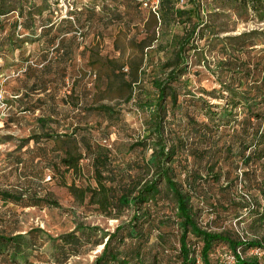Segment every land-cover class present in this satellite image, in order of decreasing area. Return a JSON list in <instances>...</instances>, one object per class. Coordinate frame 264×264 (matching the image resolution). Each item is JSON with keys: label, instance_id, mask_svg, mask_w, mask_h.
<instances>
[{"label": "rangeland", "instance_id": "obj_1", "mask_svg": "<svg viewBox=\"0 0 264 264\" xmlns=\"http://www.w3.org/2000/svg\"><path fill=\"white\" fill-rule=\"evenodd\" d=\"M22 1L27 3L25 14L47 7L49 12L34 17L35 26L28 31H14L17 21H23L18 12L0 17V191L24 199L21 204L0 199V237L23 238L18 240V252L0 257V264H57L63 258L59 239L70 234L82 237V233L86 235L80 255L72 256L66 264H93L106 235L128 223L134 210L130 208L120 220H114L93 207L79 205L67 187L89 183L85 180L93 173L91 160L80 162L79 173L65 172L63 167L56 172L53 164L64 154L63 136L76 133L83 153V139L107 146L113 166L125 181L158 178L156 169H145L154 152L155 136L144 147L135 146L148 135L150 110L140 109L134 101L127 104L106 99L116 95L118 86L127 80V64L137 65L141 57L149 59L150 54H141L139 48L147 35L148 17H132L129 28L124 22H89L87 17H80L79 25L72 13L81 11L87 0ZM49 19L55 25L46 35L48 29L42 27ZM202 19L214 30L203 28L193 36L190 45L197 49L187 57V72L178 79L184 84L179 88L177 107L168 100L163 122L167 141L174 144L175 140L179 148L171 163V176L177 183L190 171L207 178L193 198L201 229L243 241L263 238L264 224L259 219L264 214V140L242 149L239 141L253 138L260 125L264 132V121L253 118L248 108L255 109L254 99L264 90V0H204ZM71 24L84 27L81 36L69 32ZM54 36L58 38L51 42ZM228 62L233 64L231 70L226 67ZM120 65L125 66L118 79L112 74L118 75ZM148 81L146 78L144 84L152 95ZM101 82L112 83V92H101L96 87ZM235 91V101H248L233 107ZM102 106L121 112L91 110ZM192 128L197 132L191 135ZM229 145L232 148L228 149ZM243 152L251 157L248 163L238 157ZM161 189L162 196L151 207V214L155 220L175 219L172 196L164 185ZM34 202L38 205L29 206ZM144 229L151 236L143 249L149 260L182 264L181 232L173 221L161 229L165 247L157 240L156 224H144ZM190 244L201 262L203 243L192 237ZM228 251L226 243H217L209 256L211 264H226L222 255ZM241 253L245 258L264 256L260 249Z\"/></svg>", "mask_w": 264, "mask_h": 264}, {"label": "trees", "instance_id": "obj_2", "mask_svg": "<svg viewBox=\"0 0 264 264\" xmlns=\"http://www.w3.org/2000/svg\"><path fill=\"white\" fill-rule=\"evenodd\" d=\"M149 1L151 0H111L112 7L106 8V10L112 17H93L90 9H87L86 6L84 7L85 9H82L83 11L74 12L72 15L75 17L76 24L79 25L82 23L80 17H87L89 22L95 20L99 23L107 22L108 24L124 22L129 28V25L134 22L133 18L137 17L136 12ZM159 1L160 7L157 15L150 10L154 17H148L145 24L147 35L139 44L141 54L146 51V54H150L149 59L141 57L137 65L134 63L127 64L129 71L128 74L124 75L125 77L127 76V80L125 79L118 86V91L114 93L116 95L106 98L108 100L118 98L120 100L117 101L127 104L134 101L140 109L150 110V119L147 126L148 135L145 138V142H140L135 146L144 147L147 140L151 139L153 135L155 136L152 139L154 152L148 163H146L145 169L148 171L151 168L156 169L158 178L142 181L131 177L128 181H125V176L122 175V172L113 166L111 151L107 146L93 145L83 139L82 144L86 151L83 153L80 151V142L75 137L76 133L63 136L64 147L62 151L64 154L58 158V162L53 164V168L56 169V172L63 167L65 172L73 171L79 173L82 172L80 162L84 158L91 160L93 173L91 177L85 180L89 183L86 185L73 183L67 187L75 202L81 206L93 207L100 215L114 220H120L128 209L132 208L134 210V214L128 223L118 226L113 233L106 235L107 240L103 244V250L93 264H155V258L149 260L143 254L144 245L148 244L151 238L150 234L145 231L144 224L157 225V230L159 231L157 240L162 247H165V235L161 233V229L172 221L181 232L179 256L182 264H211L209 256L217 243H226L228 245L230 249L228 252L235 255V261L232 264H264V256L261 258H245L237 254L239 249L244 253L249 249L264 251V237L243 241L241 239H231L225 234L208 232L199 227L197 221L198 212L195 209L193 198L198 195L200 184L206 182V177H203L199 171H190L183 182L177 183L175 178L171 176V163L177 157L179 148H177L175 140L174 144L169 143V140L167 141L164 131L163 122L168 114V100H170L173 108L177 107L179 88L184 84L178 79L187 72V57L190 56L192 50L196 51L197 49L190 45L191 40L194 39L193 36L197 31L202 32L203 28L209 29L211 32H213L214 28L207 26L202 19L204 0H187V4L182 8L178 7L180 0ZM26 6L27 3L22 0H0V17H8L18 12L19 17L23 21L20 24V21H17L14 31L16 32L18 29L32 30L35 26L34 17H44V12H49V9L48 7L40 8L35 13L31 11L25 14L24 9ZM36 6L37 3H34L33 9H36ZM121 7L125 8V15L121 14ZM45 23L42 29H48L46 35H49L55 24H53L52 19ZM81 29H84V27L80 28L71 24L69 32L76 34L80 33ZM55 38L58 37L54 36L50 41L52 42ZM153 46L156 48H152ZM125 65H120L118 75L115 76L113 73L112 76L118 79L122 78V75L120 76L119 74H121V69ZM232 66L231 62L226 63V67L230 68V70ZM149 69L153 71L149 72ZM162 75L165 77H162ZM103 77H106V75L104 74ZM146 78H149L148 82L154 93L152 95L149 86L144 84ZM256 82L258 81H255L254 85L257 84ZM136 86L139 87L136 88ZM96 87L104 93L112 92L113 89L112 83H107L106 85V83L101 82ZM262 92L254 99L253 107L255 109L251 111V107H248L253 118L259 122L264 121V90ZM236 95L235 91L233 103H231L233 107H238L244 100H247L242 98L235 101ZM153 106L155 107L154 109ZM91 110L104 111L111 114L121 112L106 106ZM226 112L224 109L223 114L225 115ZM224 115L221 114L220 116ZM190 124L193 125L192 122ZM261 126H258L253 138H250V140L253 139V143L250 142L249 138L242 137V140L240 139L239 146L241 149L244 147L252 148L254 144L255 147L257 144H261L260 141L264 140V132ZM196 132L197 129L192 130L191 135ZM191 138V136L188 137V140H191ZM179 143L186 144L182 139H179ZM227 148L230 149L232 146L229 145ZM244 153H240L238 157L240 159L243 158V162L247 160L248 163L251 157L250 155H243ZM195 154L196 151L192 149L191 155L195 157ZM210 170L211 172L214 170V165H211ZM220 178L221 176H216V180L219 181ZM162 185H164L167 193L172 196L175 205V219L166 216L155 220V216L151 214V207L162 196ZM0 199L3 202L15 204H21L24 200L23 195L15 197L11 193L4 191H0ZM32 204L29 206L38 205L36 202ZM259 220L264 224V214L260 215ZM85 235V233H82V237H77L76 234L61 237L59 239L61 242L59 251L63 258L58 259L56 263L66 264L72 256L80 255V247L83 245ZM192 237L203 243L201 262L190 244ZM19 239H23L22 236L16 237V239L0 237V257L15 255L20 246ZM128 241H130V244L127 243Z\"/></svg>", "mask_w": 264, "mask_h": 264}, {"label": "crops", "instance_id": "obj_3", "mask_svg": "<svg viewBox=\"0 0 264 264\" xmlns=\"http://www.w3.org/2000/svg\"><path fill=\"white\" fill-rule=\"evenodd\" d=\"M119 1H124V0H119ZM183 1V3H181ZM87 9H90L91 15L93 17H112V15L106 10V8H111V0H87ZM152 2L149 1L148 4ZM187 4V0H180L178 7H184ZM120 11L122 12L121 14L125 15V8L121 7ZM80 12V10H79ZM137 17H154L148 7L142 6L139 8V10L136 12ZM156 48V47H152ZM111 101H117L120 100L118 98H112L110 99Z\"/></svg>", "mask_w": 264, "mask_h": 264}, {"label": "built area", "instance_id": "obj_4", "mask_svg": "<svg viewBox=\"0 0 264 264\" xmlns=\"http://www.w3.org/2000/svg\"><path fill=\"white\" fill-rule=\"evenodd\" d=\"M181 3H183V1ZM144 7H148L155 15H157V12H158L159 7H160V1L159 0H152V2L150 4H148V3L144 4ZM78 36H81V34L78 33ZM50 180H51V177L48 178V181H50ZM237 254H239L241 257L243 256L240 249L237 251ZM223 259H224L226 264H232L235 261V255L228 252V253L224 254Z\"/></svg>", "mask_w": 264, "mask_h": 264}]
</instances>
